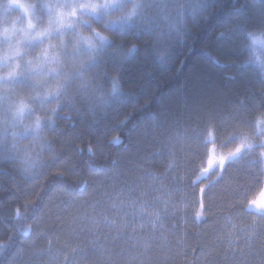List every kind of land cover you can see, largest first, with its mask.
Listing matches in <instances>:
<instances>
[{
    "label": "trees",
    "instance_id": "trees-1",
    "mask_svg": "<svg viewBox=\"0 0 264 264\" xmlns=\"http://www.w3.org/2000/svg\"><path fill=\"white\" fill-rule=\"evenodd\" d=\"M261 23L264 0H212L208 18L189 24L182 38L155 49L142 46L128 58L119 70L120 91L94 116L73 114L68 120L59 115L56 128L49 130L55 153L42 167L24 173L15 159L0 152V264L11 263L34 236L39 218L59 208V195L75 199L105 175L125 171L134 155L151 159V169L163 174L167 163L159 154L152 158L161 146L153 141L166 138L175 117L182 131L206 119L214 133H225L244 114L264 108V77L237 73L242 53L233 48L236 34L244 38L241 28L256 29ZM161 52L165 56L158 61ZM199 155L201 161L202 151ZM232 163L225 176L242 187L237 198H219L191 224L178 264H234L220 251L221 221L227 216L251 223L244 202L262 189L264 169Z\"/></svg>",
    "mask_w": 264,
    "mask_h": 264
},
{
    "label": "clouds",
    "instance_id": "clouds-1",
    "mask_svg": "<svg viewBox=\"0 0 264 264\" xmlns=\"http://www.w3.org/2000/svg\"><path fill=\"white\" fill-rule=\"evenodd\" d=\"M211 10L212 0H0V152L24 173L42 167L55 153L49 130L59 115L94 116L120 91L128 58L182 38ZM241 32V66L264 77V27ZM228 135L226 158L264 169V108Z\"/></svg>",
    "mask_w": 264,
    "mask_h": 264
},
{
    "label": "rangeland",
    "instance_id": "rangeland-1",
    "mask_svg": "<svg viewBox=\"0 0 264 264\" xmlns=\"http://www.w3.org/2000/svg\"><path fill=\"white\" fill-rule=\"evenodd\" d=\"M262 27L264 23L257 26ZM235 38L233 48L243 59L245 40L239 34ZM235 67L240 75L259 74L252 67ZM173 121L166 138L161 137L164 143L153 141V146H161L152 158L159 154L160 162L167 163L163 174L151 169V159L134 155L125 171L105 175L102 184L75 199L59 195V208L39 218L34 236L9 264H178L187 250L191 224L208 214V205L219 198H237L242 187L225 176L231 162H250L247 157L226 158L234 142L228 131L214 133L206 119L190 131L181 130L178 117ZM246 198L251 223L224 216L220 251L234 264H250L249 259L264 264V184Z\"/></svg>",
    "mask_w": 264,
    "mask_h": 264
}]
</instances>
